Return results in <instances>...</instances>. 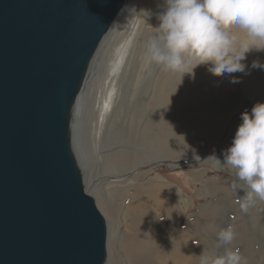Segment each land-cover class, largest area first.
I'll use <instances>...</instances> for the list:
<instances>
[{
	"label": "water",
	"instance_id": "water-1",
	"mask_svg": "<svg viewBox=\"0 0 264 264\" xmlns=\"http://www.w3.org/2000/svg\"><path fill=\"white\" fill-rule=\"evenodd\" d=\"M126 0H0V264H105L71 114Z\"/></svg>",
	"mask_w": 264,
	"mask_h": 264
},
{
	"label": "bare ground",
	"instance_id": "bare-ground-1",
	"mask_svg": "<svg viewBox=\"0 0 264 264\" xmlns=\"http://www.w3.org/2000/svg\"><path fill=\"white\" fill-rule=\"evenodd\" d=\"M147 1V11L151 13L152 21L144 29L145 25L142 23L140 12L144 9V4ZM165 7V0H126L122 13L115 20L110 31L99 45L90 64L83 88L73 106L70 124L71 144L75 139L85 160V164L88 169L90 168V173H92V167L90 166L92 158L90 159L89 156V147L87 146L88 148H86L85 145L86 130H88L89 136L87 142L91 141L90 146H93L97 151L101 147L104 131L110 128L108 136H113L114 130L119 132L117 126L120 125L121 129L125 130V138L126 136H132V146L135 148V152L125 151L106 156L104 160L107 163H112H110L112 171L113 165L118 169L128 164L131 158L133 159L135 169L148 164L152 165V170H146L148 173H154L156 169L168 166L166 163L164 164L165 160L173 162L180 160L197 161L199 164H193L188 173L204 177L207 181H212L222 188L231 187L232 182L236 179L231 170H219L214 161L206 158L228 143L231 142L232 144L235 134L231 133L229 125L238 118L237 115L239 113L243 111L250 113L256 103H264V69L251 67L253 61H259L264 64V50L257 51L254 49L247 54V58L243 63L248 65L246 71L250 74L238 72L239 79L245 81L247 95L239 96L230 93L232 96L228 95L227 101L223 105H220V103H223L225 98L223 96L213 97L210 94L209 86L201 81V71L198 67L194 69V75L185 74L181 81L180 75L170 70L161 68L157 73L158 65L146 62L145 51L135 57V59L138 57V61L132 73L128 65L133 52L137 48L136 45L142 40L140 36L141 34H146L142 43L146 47V43L157 34L158 30L155 29L159 26L157 17L164 11ZM127 16H131L134 23L131 35L128 37L129 42L122 50L120 49L116 52V62L113 63L110 71L106 74L103 88L101 85L99 91L92 93L89 91L88 80L89 76L91 75L92 78V75L95 73H92V70L96 66V56L100 54L99 50L102 48V44L104 45L107 41L108 35H112V31L115 28H119L120 21ZM257 46L264 47V45ZM205 67L207 68L208 66ZM205 67L204 69L208 70ZM99 68L100 66L97 65L96 70L98 71ZM96 81L97 79L95 78L93 83ZM150 91H153V93L150 101L146 99V103V101L144 102V95H147ZM94 94H98V96L92 107L89 123H87V118L86 116H82V113L85 112L89 95L93 97ZM140 94H142L143 103H139V100H141L139 99L134 106L133 101ZM212 99L214 100L212 101ZM131 106L134 109L133 113L131 112L133 116L130 122L125 124L126 119L129 118L125 113ZM241 123L242 120L240 119L239 125ZM104 142L107 144L109 141L104 139ZM217 157L223 161L224 157L218 155ZM77 162L80 168H82L78 159ZM202 166L219 170V173L225 175V181H218L208 171H201L196 168ZM237 182L242 183L240 181ZM162 187L165 189L170 188L168 182L163 183ZM108 188L109 190L105 194L106 197L103 198L102 190H99L97 187L94 189L96 194H100L99 202L101 207L110 216L115 217L117 215V213L115 215V211L117 208H122V203L115 204L114 200L118 198V202H122V199L125 200L129 197L124 189H116L114 185ZM174 190L177 195L169 194L167 205L161 208L162 217H165V220H167V227H162L157 223L158 215H155L150 207L131 201L127 207V212L133 213V216H131V231L133 232L121 236V239L115 245V250L112 252L109 262L106 246L105 264H122L119 260L117 249L122 251L126 256H129L134 264H159V250H164V254L167 255V262H171V256L175 249L171 250L173 248H168V245L172 241V238L177 235L176 228L186 222V219L183 217L185 210L182 205L192 206L190 204L192 201L188 200L181 190ZM245 195L246 193L242 189L237 190V192L230 190L228 193L216 194L212 199L219 197V205L214 204L213 201L210 202L212 200L210 199L208 204L200 210V212L202 211L201 215L192 213L188 215L189 217L205 216L206 220L210 223L208 225L200 224L197 228H194L193 225L192 228L206 236L213 246L217 245L218 240H216L217 238L215 239V236L217 235L218 237L217 231L221 230V226L218 225L215 219L217 211L220 210L222 212L220 219L225 215L221 210L222 208L218 209L221 207L220 203L226 201L231 203L234 215L239 214L237 211L242 213L241 219L242 216L249 219L255 215L252 207L255 204L258 206V202L262 201L256 200L252 205L247 207V210H244L241 207L242 200L241 204L235 203V200L236 196H240L242 199ZM197 196H201V194L197 193ZM128 216L130 215L128 214ZM224 218L226 217L224 216ZM177 259L178 263H180L179 256ZM127 262L124 264H128ZM192 264L198 263L195 261Z\"/></svg>",
	"mask_w": 264,
	"mask_h": 264
},
{
	"label": "rangeland",
	"instance_id": "rangeland-1",
	"mask_svg": "<svg viewBox=\"0 0 264 264\" xmlns=\"http://www.w3.org/2000/svg\"><path fill=\"white\" fill-rule=\"evenodd\" d=\"M147 7H148V1L145 2L143 9V11L146 12H142L140 14V16H142L141 17L142 23L145 25L144 29H146L149 26V23L152 21V18L151 16H149V13L147 11ZM120 23H121L119 24L120 27L115 28L112 31V35L111 34L108 35L107 41L104 43V45L102 44V48H100L99 50L100 54L96 56V66L99 65L100 68L97 71L95 66V69L92 70V73L95 72L92 75L93 79L91 78L90 75L88 80L89 83L88 85L90 88L89 91L92 93H96V91H99L101 85L103 88L105 76L108 73V71H110V68L113 65V63L116 62L115 59L116 52L119 51L120 49L122 50L124 46L129 42L128 37L131 35L132 29L134 27L133 19H131V16H127L126 18H123L120 21ZM233 31L241 41H247L249 43L251 42V40L246 36V34L242 30L234 29ZM145 36L146 34H141L140 38H142V40L136 45L137 48L133 52L131 61L128 65L132 73L134 72V68L136 67L138 61V57L136 59L135 57L138 54L146 51V47L142 44ZM205 66L207 65H201L198 67L201 71V81L202 83L209 86L210 94L213 97L223 96L225 98V101L223 103H220V105H223L227 101L228 95L229 96H232L234 94L239 96L247 95L246 94L247 88L245 86L246 85L245 81L240 80L239 83H232L231 77L213 76L208 70L204 69ZM158 67L156 71L157 73L159 72L158 70L162 68V67L160 68ZM206 69H208V67ZM232 76L239 78L238 72L233 73ZM95 78L97 79V81L93 83ZM150 92H149L150 94L148 93L147 95L146 94L144 95V102L146 101V99L150 101L151 99L150 97L153 91ZM230 93H232V95ZM97 96L98 94H94L93 97L89 95V98L87 99L85 112L82 113V116H86L87 123H89V117L93 109L92 107L97 100ZM142 99H143L142 94H140L139 96L137 95V97H135L133 101L134 106L137 103V100H139V103H143ZM213 100L214 99H212V101ZM133 110H134L133 106H131L130 108H128V111L125 113L126 116L129 117L126 119V121L124 120L125 124L127 122H130V120L132 119ZM129 112L132 113L130 114ZM243 112L239 113V115H237L238 118H236L234 122L229 125L232 134H235L238 128L239 121L241 119V114ZM109 130L110 128L104 131L102 135L103 137H102L101 147L100 149L98 148L97 151L94 149L93 146H90L91 141L87 142V140H89V136H88V130H86L85 145L86 148L89 147L88 148L89 149L88 152H90L89 156L90 159L92 158L90 160L92 173H90V168L88 169V167L85 164V160L81 155V151L79 149V146H77L76 140L75 139L74 141L72 140L73 141L72 144H74L72 145V147L74 148L75 156L77 157L79 164L82 167L81 169L84 177L85 189L87 190V193L95 199L96 205L99 211L101 212V214L104 216L107 223L108 235H107L106 246H107L108 262L110 261L111 254L115 250V245L121 239V236L133 232L131 231L132 228L131 216H133V213L131 214V212L130 213L127 212V207L129 206L131 201L150 207L151 210L154 212V214L158 215L157 223L162 227H167V220H165L166 219L165 217H162L161 208L167 205L168 202L167 198L169 194L177 195L174 190L177 189V191L181 190L183 195L188 200L192 201L190 202L192 206L182 205V207H184L185 210L183 217L186 219V222L183 225L178 226V228H176L177 235H175V237L172 238V241L168 245V248L170 249L173 248L171 250L175 249V251L172 253L171 256L172 257L171 262L170 263L167 262V258H166L167 255L164 254V250H159L158 253L159 264H189V263L192 264L195 261L198 264H200L199 255H201L202 252H204L205 255H208L210 257H215L220 254L223 255L227 250L238 251L242 257L243 264H264V201L258 202V206L255 204V206L252 207V211L255 215L249 219L245 218L244 216H242L241 219L240 217L242 213L240 211H237V213L239 214L234 215L235 213H233L234 210H232L233 207L231 203L227 201L220 203L221 207L218 209L222 208L221 210L223 211V214L225 213L224 216L226 218H224L223 216L220 219V215L222 212L218 210L217 217L215 219L217 220L218 225L221 226V229H225L226 227L227 228L232 227L236 233V239L231 243V246L230 245L219 246L218 244H217L218 246L217 245L213 246L211 242H209L206 236L200 234L197 230L195 231L192 228L193 225L194 228L195 227L197 228L199 227L200 224L208 225V223L210 222L206 220L205 216L189 217L188 215L190 213L201 215L202 211L200 212V210H202L203 206H206L208 204V201L210 199H212L216 194L228 193L230 190H232V187L222 188L216 185L212 181L211 182L207 181L206 178L204 177H198L193 173H188V170L192 168L193 164H199V162L197 161L194 162L189 160H180L173 162V161L165 160L164 164L166 163V165L168 166L160 167L159 169H156L154 173H148L147 171L152 170V165L150 166V164H148L146 166L135 169L133 164V159L131 158L128 164L118 169H116L115 166L113 165V171H112L111 169L112 163L111 162H110L111 164L107 163L104 160L106 159V156L115 153H123L125 151L135 152L134 150L135 148L132 146V141H133L132 136L129 137L126 136L125 138L124 135L125 130H122L120 125L117 126V130L119 132L114 130L113 136H108ZM104 139L109 142L105 144ZM230 146H231V142L228 143L226 146L222 147L221 149H219L217 152H215V154H217L220 157H223L222 153ZM207 167L208 166H202L196 168H198V170L201 171H208V173H210L211 176L215 177L218 181H225V175L219 173V170L215 168L209 169ZM203 179L206 181H198ZM165 182H168V185L170 186L169 189H165L162 187L163 183ZM112 185H114L116 189H124V191L128 194L129 197L125 200L122 199V202H118V198L114 200L115 204L122 203V208L116 209L115 215L116 213L117 215L116 216L114 215L115 217L110 216L103 209V207H101L99 202L100 194L99 193L96 194L94 189L95 187H97L99 190H102V198H103L106 197L105 194L109 190L108 187H111ZM197 193H200L201 196H197ZM218 200L219 197L210 200V202L213 201L214 204H218L219 203ZM235 203L241 204L240 196H236ZM128 214L130 216H128ZM229 214H231L232 216ZM219 231L220 230H218L217 232ZM216 238L217 235L215 236V239ZM117 251H118L117 254L119 255V260L122 264L126 263L127 261L130 262V263L127 262L128 264H134L129 256H126L122 251H119L118 249ZM178 256L180 258L179 260H181L180 263H178V259H177Z\"/></svg>",
	"mask_w": 264,
	"mask_h": 264
},
{
	"label": "clouds",
	"instance_id": "clouds-1",
	"mask_svg": "<svg viewBox=\"0 0 264 264\" xmlns=\"http://www.w3.org/2000/svg\"><path fill=\"white\" fill-rule=\"evenodd\" d=\"M165 3L157 17V34L146 43V62L179 74L181 81L185 74L194 75V69L201 65H207L213 76L231 77L232 83L240 82L233 73L250 74L243 61L252 50H264L257 46L264 45V0ZM234 29L242 30L251 43L241 41ZM251 67L264 69V64L253 61ZM241 120L231 146L222 153L223 161L215 152L206 159L214 161L219 170H231L236 178L232 190L245 191L241 207L247 210L256 200L264 201V103H256L250 113L243 112ZM217 239L219 246L230 245L236 233L232 227L221 229ZM199 257L200 264H243L236 250L215 257L202 252Z\"/></svg>",
	"mask_w": 264,
	"mask_h": 264
}]
</instances>
